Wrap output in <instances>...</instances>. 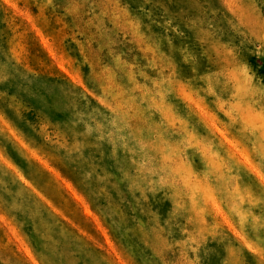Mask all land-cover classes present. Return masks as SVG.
Wrapping results in <instances>:
<instances>
[{
	"label": "rangeland",
	"instance_id": "rangeland-1",
	"mask_svg": "<svg viewBox=\"0 0 264 264\" xmlns=\"http://www.w3.org/2000/svg\"><path fill=\"white\" fill-rule=\"evenodd\" d=\"M0 264H264V0H0Z\"/></svg>",
	"mask_w": 264,
	"mask_h": 264
}]
</instances>
